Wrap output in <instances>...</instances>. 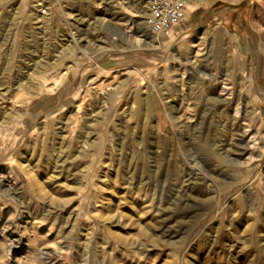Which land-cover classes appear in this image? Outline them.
<instances>
[{
  "label": "rangeland",
  "instance_id": "obj_1",
  "mask_svg": "<svg viewBox=\"0 0 264 264\" xmlns=\"http://www.w3.org/2000/svg\"><path fill=\"white\" fill-rule=\"evenodd\" d=\"M198 1L180 57L148 0H0V264H264V0Z\"/></svg>",
  "mask_w": 264,
  "mask_h": 264
},
{
  "label": "built area",
  "instance_id": "obj_2",
  "mask_svg": "<svg viewBox=\"0 0 264 264\" xmlns=\"http://www.w3.org/2000/svg\"><path fill=\"white\" fill-rule=\"evenodd\" d=\"M187 19V5L183 0H148L147 31L151 36L168 33Z\"/></svg>",
  "mask_w": 264,
  "mask_h": 264
},
{
  "label": "crops",
  "instance_id": "obj_3",
  "mask_svg": "<svg viewBox=\"0 0 264 264\" xmlns=\"http://www.w3.org/2000/svg\"><path fill=\"white\" fill-rule=\"evenodd\" d=\"M208 18L204 17L199 20V22L196 23H190V18L186 19L183 23L175 25L168 33L164 34L163 36L158 37V41L160 42L161 45L168 47V52L167 53H172L175 52L177 56L182 57L183 51L178 48V45L182 42V39L184 37H187V34L191 32V29H194L202 23L206 22ZM193 31V30H192ZM156 52L154 51V59L156 61ZM170 70H175L177 69V64L175 61H171L169 65Z\"/></svg>",
  "mask_w": 264,
  "mask_h": 264
},
{
  "label": "bare ground",
  "instance_id": "obj_4",
  "mask_svg": "<svg viewBox=\"0 0 264 264\" xmlns=\"http://www.w3.org/2000/svg\"><path fill=\"white\" fill-rule=\"evenodd\" d=\"M183 1L186 2V5H187V1H188L190 3L191 8H196L201 4V1H198V0H187V1L183 0Z\"/></svg>",
  "mask_w": 264,
  "mask_h": 264
}]
</instances>
